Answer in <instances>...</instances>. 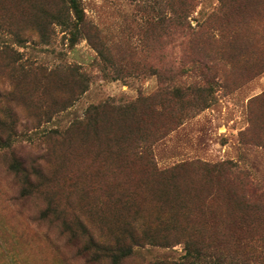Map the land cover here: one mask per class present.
Returning <instances> with one entry per match:
<instances>
[{"label":"rangeland","instance_id":"rangeland-1","mask_svg":"<svg viewBox=\"0 0 264 264\" xmlns=\"http://www.w3.org/2000/svg\"><path fill=\"white\" fill-rule=\"evenodd\" d=\"M81 1L72 44L46 17L61 0H0V264H107L84 256L79 222L109 240L135 211L145 225L184 224L175 197L190 200L207 254L252 214L243 201L264 219V0H226L215 18L247 30L242 50L168 32L155 16L172 0ZM218 5L194 0L191 24ZM175 231L177 243L135 247L122 264L178 259L190 231ZM235 235L264 238V224ZM246 257L237 251L238 264H262Z\"/></svg>","mask_w":264,"mask_h":264},{"label":"trees","instance_id":"trees-1","mask_svg":"<svg viewBox=\"0 0 264 264\" xmlns=\"http://www.w3.org/2000/svg\"><path fill=\"white\" fill-rule=\"evenodd\" d=\"M63 6L61 10H55V12H49V15L54 20L55 24H60L69 30V41L75 44L77 39L82 35L81 29L85 24V12L82 6L81 0H61ZM226 0H219V5L216 11L209 15L201 22H196L195 26L191 24L189 19L190 13L194 6V0H186L185 6L181 9L173 8L174 0L170 2L171 10L169 14L162 11H157L156 20H167L168 32L173 35L178 34L182 37H187L190 40H206L209 42L217 43L227 38L237 50H242L243 45L248 43L250 37L247 30L241 28H228V26H218L215 18L218 14H224L227 10L224 6ZM159 3V2H158ZM161 31L157 28V33ZM159 35V34H158ZM98 54L101 56L103 53L98 50ZM19 165L15 166V171H18ZM18 173V172H16ZM24 182L30 184V174H25ZM28 192L22 193L26 195ZM251 196L257 195L254 190L249 192ZM189 199H182L175 197L171 203V210L174 213L180 214L185 223H179L176 221L172 214L167 216L159 215L152 221L154 223H148L145 225L139 222L136 218V211L134 212V218L125 224V230L117 235L112 240L107 238H101L99 235L94 236L89 230L81 223L79 234L73 233L76 238L85 239L84 243V256H90L95 261H105L107 264H122L123 261L132 257L135 247H142L145 244L168 246L177 243L173 238L179 234L175 230L190 231L185 238L183 253L178 259L160 261L157 264H238L237 251H245L246 259L249 261H258L264 264V238H246L235 235L238 230L253 229L264 224V219H260L258 210L262 211L261 203L243 201L240 204V209L243 211H249L252 214L245 215L239 218H235L231 224H229L230 235L218 233L215 240V250H212L210 254L204 252L205 249L198 246L195 239L200 238L201 231L200 225L195 224L194 215L191 210L187 208V201ZM190 201V200H189ZM125 205L129 208L133 207V203L130 202L129 196L126 197ZM242 211V212H243ZM215 222V220H214ZM152 228H159L164 234H156L152 232ZM168 232H176L174 235ZM227 237V238H226ZM232 237L231 239H228ZM172 239V240H171ZM253 243H261L258 245L259 250ZM230 246L233 248L228 249ZM234 250V253L231 254Z\"/></svg>","mask_w":264,"mask_h":264}]
</instances>
